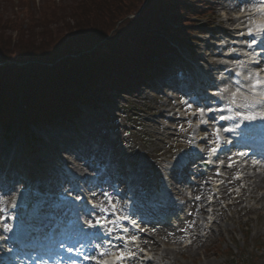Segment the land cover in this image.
<instances>
[{
    "label": "rangeland",
    "instance_id": "1",
    "mask_svg": "<svg viewBox=\"0 0 264 264\" xmlns=\"http://www.w3.org/2000/svg\"><path fill=\"white\" fill-rule=\"evenodd\" d=\"M209 2L214 3L213 25H207L206 19L199 21L205 32L195 34L198 39L193 47L195 54L191 55L187 48L178 54L170 53L176 60L150 80V86L139 84L122 92L111 90L97 105L82 104L81 112L58 129L46 123H29L20 128L0 124V169L5 163L6 171L19 178H13L17 182L13 185H6L8 177L6 182H0V187L4 186L0 197L4 224H8L9 216L14 220L17 210L25 205L34 206L37 214L67 194L75 197L76 193L70 189L82 184L78 178L83 181L84 174L93 172L89 166H99L102 171L112 173L90 174V182L96 185H88L92 192L85 194L98 193L100 205L108 209L103 213L105 216L113 218V214L124 212L131 202L132 217L151 213L149 206L158 207L155 190L159 188L169 200L167 208L181 206L173 216V226L152 223L149 235L147 231L144 236L133 233L128 225L112 228L103 244L109 252L115 247L132 253V258L123 264H223L232 255L242 254L248 260L257 254L260 258L256 264H264V166L246 159L238 164L240 169L225 170L224 176L216 170L207 178L194 176L198 184L187 189L184 180L187 170L177 160L190 148H196L197 152L206 150L207 154L209 150L224 148L220 155L235 158L240 150L232 146L235 139L217 128L218 123L208 113L212 111L219 120L221 116L228 120L223 110L215 113L219 104L227 108L235 101L236 107L242 108L251 99L244 75L251 69L241 65L253 51L246 46L245 39L236 36L239 34L236 28L240 26L237 20L242 14L237 11L246 7L258 9L262 3ZM8 7L5 14L12 16L13 8ZM251 17L243 26L255 23L257 18ZM233 74L240 75L241 87L232 83ZM171 82L179 87L170 85ZM233 93H237L235 97ZM193 95H198V102L190 100ZM247 104L250 107L243 109L248 115L260 110ZM65 133L86 148H89L87 139L93 141L96 150L77 154L75 140ZM88 154L97 159L93 161L94 157ZM175 168L178 169L174 171ZM236 172L240 173L239 178ZM217 179L223 182L219 187L214 185ZM104 180L110 181V185ZM100 186L105 190L101 191ZM108 188L111 190L106 191ZM109 198H115L117 203H111ZM1 222L0 218V228L4 226ZM131 237H135V242H129ZM85 242L88 243L86 239ZM99 243L95 240L93 244L98 255ZM90 257L102 264L105 261L116 264L112 255L94 258L90 254Z\"/></svg>",
    "mask_w": 264,
    "mask_h": 264
},
{
    "label": "trees",
    "instance_id": "2",
    "mask_svg": "<svg viewBox=\"0 0 264 264\" xmlns=\"http://www.w3.org/2000/svg\"><path fill=\"white\" fill-rule=\"evenodd\" d=\"M212 14L207 0H0V124H65L82 104L144 85L169 52L192 50ZM244 257L223 264L260 258Z\"/></svg>",
    "mask_w": 264,
    "mask_h": 264
},
{
    "label": "snow or ice",
    "instance_id": "3",
    "mask_svg": "<svg viewBox=\"0 0 264 264\" xmlns=\"http://www.w3.org/2000/svg\"><path fill=\"white\" fill-rule=\"evenodd\" d=\"M257 10L262 15H264V5H261ZM255 31L264 32V24H257L256 28H255ZM252 32H253V29H249V34L250 35L252 34ZM255 43H256V41L253 40L251 42V44H249L248 46L251 47ZM241 66H243V65H241ZM249 75L255 81L251 85L253 90L264 88V79H261L260 72H256L254 74L250 73ZM237 83L239 84V81H237ZM224 91H227V89H225ZM239 91H240V89L238 88L237 92H239ZM236 94L237 93H233V96L235 97ZM254 94H255V92H254ZM259 98H260L261 103H264V92H260L259 93ZM244 99L247 100L248 97L245 96ZM234 102L235 101H233V103ZM254 118L255 117L252 116V115H244L243 116V119H245V120H252ZM220 119L223 120V119H226V117L221 116ZM225 131H230V129H225ZM217 137H218V132H217ZM237 178H239V177H237ZM103 195H105V197L107 198V194L106 193L103 194ZM94 208H95V206H94ZM99 209H100V213L101 214H103V213L108 211V209L103 207V205H100ZM83 211L85 212V215L89 214V210L87 208L83 209ZM121 219L122 218L117 217V219L115 221H109L106 216L100 215L99 218H95L94 221H88L87 222V227L90 228V229H93V231H90V232L89 231H85L84 230V226H81L78 229V231L87 240V242L91 243L92 240H98L100 242L98 247L103 248L104 247L103 241L113 231V229L109 226V224L110 223L111 224H119ZM123 219H126V217H124ZM131 223L133 225H135L136 222L135 221H131ZM3 227H4V231H9L10 230V226L7 223H5ZM123 231L126 232L127 229H123ZM119 239L123 240L124 238L123 237H119ZM77 242H79V241H77ZM129 242H135V237H131ZM109 243H111V241H109ZM68 251L71 252L72 248L69 247ZM106 255H112L114 257L115 261H116V264H123L124 260L132 258V253L125 252L122 249H118V248H115V247L112 249L111 252H109V250L107 248H104V250L100 252V257L101 258L103 256H106ZM104 264H109V262L105 261Z\"/></svg>",
    "mask_w": 264,
    "mask_h": 264
},
{
    "label": "bare ground",
    "instance_id": "4",
    "mask_svg": "<svg viewBox=\"0 0 264 264\" xmlns=\"http://www.w3.org/2000/svg\"><path fill=\"white\" fill-rule=\"evenodd\" d=\"M253 30H255V28H256V26H252L251 27ZM259 39H261V37L259 38ZM251 74H253V73H251ZM255 81H254V79H252V77L249 75V79H248V85H249V87H250V89H251V92L252 93H254L255 92V95L256 94H258L259 95V93L260 92H264V88H261V89H256V90H253L252 89V87H251V85L254 83ZM234 111V110H233ZM237 122H239V123H241V124H245V123H248V122H250L249 120H245V119H243V116H239V118H238V121ZM253 128H254V130H255V135L253 136V137H255V138H257V139H264V119L263 120H261L258 124H256V125H253ZM178 162H182L181 160L180 161H178ZM4 164V163H3ZM5 165L6 164H4V168H5ZM178 168H175L174 169V171H176ZM123 171V173L124 174H126V171L125 170H122ZM112 173V172H111ZM127 177V176H126ZM119 194H121V193H119ZM60 204V202H57V204H55V205H59ZM170 204H169V202L165 205V207L167 208L168 206H169ZM176 208H178V207H176ZM204 208V207H203ZM169 210H172V208H168ZM26 223H24L22 226H15V231L16 232H18L19 231V233H20V231H24L25 229H27L28 227H26ZM26 228H25V227ZM22 228H25V229H22ZM142 230H140V231H143V230H145V227L144 226H142V228H141ZM28 231H29V229H27ZM147 230V229H146Z\"/></svg>",
    "mask_w": 264,
    "mask_h": 264
},
{
    "label": "clouds",
    "instance_id": "5",
    "mask_svg": "<svg viewBox=\"0 0 264 264\" xmlns=\"http://www.w3.org/2000/svg\"><path fill=\"white\" fill-rule=\"evenodd\" d=\"M225 89H223L222 91H224Z\"/></svg>",
    "mask_w": 264,
    "mask_h": 264
}]
</instances>
